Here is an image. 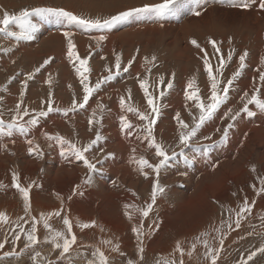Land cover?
I'll list each match as a JSON object with an SVG mask.
<instances>
[{
	"label": "rangeland",
	"instance_id": "374dc122",
	"mask_svg": "<svg viewBox=\"0 0 264 264\" xmlns=\"http://www.w3.org/2000/svg\"><path fill=\"white\" fill-rule=\"evenodd\" d=\"M165 2L0 0V19L5 11L19 14L25 8L37 7L64 8L85 18H109L132 7ZM200 4L199 16L192 14L191 0H175L171 5L174 12L163 19H158L155 13H141L110 30H86L67 22L58 24L55 18L40 21L37 17L34 22L39 28L31 40L15 41L0 34V118L9 122L15 117L22 91L20 107L27 109L29 115L24 116L21 123L46 111L49 104L54 109L47 116L39 117V123L30 126L26 135L16 130L12 137L0 135V212L9 218L6 223L0 222V243H4L0 248V264H49L50 261L52 264H86L93 258L91 253L96 248L105 252L110 264H128L129 260L133 264H157L158 261L163 264L165 260H174L178 264L181 258L184 264H210V258L205 256L207 249L197 241V237L205 232L209 235L204 238L212 247L219 246L221 235L224 239L217 264H244L252 251L264 246V220L261 219L264 217V193H259L260 180L264 178V111L253 104L249 109L254 115L241 112L234 121L227 115L229 109L243 107V94L252 95L254 85L264 98V85L259 81L260 71H264V10L259 8V0L248 9L232 7L229 0H200ZM65 31L74 33L77 52L81 58L89 59L90 72L86 75L90 87L98 79L110 74L114 76L101 84L83 108L75 111L71 110L73 101L81 102L84 92L67 56ZM99 35H106L107 39L97 44L94 37ZM192 40L200 47L193 45ZM210 40L217 41L219 53L215 52ZM244 51L248 52L245 67L234 81L228 100L187 147H178L176 114L189 124L192 117L198 115L195 102L186 99L188 81L196 78L195 86L205 102L210 95L211 82L203 62L204 53L208 54L214 75H219V59L224 57L223 87L239 68V56ZM229 52L231 60L227 59ZM117 55L121 56L119 75L115 71ZM152 56L156 57L155 61L146 64L144 58L151 60ZM45 60L50 62L45 65ZM129 60L133 61L132 65L125 72L123 68L128 66ZM37 67L39 72H35ZM30 73L34 76L25 90L24 81ZM49 75L51 86L47 83ZM161 76L164 84L159 83ZM145 78L160 107L153 136L169 154L173 150L178 153L160 170L158 179L165 192L157 197L146 218L137 209L146 208L150 202L156 175L146 168L144 171L148 175L145 176L132 157L144 156L153 164L159 158L149 146L150 141L143 139L147 122L141 121L135 112L126 111L131 105L150 113L147 97L140 87ZM168 82L173 83L170 90ZM4 88L7 91H2ZM161 90L165 93L162 99L159 98ZM121 97L125 99V107L120 104ZM94 110L99 122L89 124ZM121 116H127L133 125L127 132L121 128ZM229 123L233 127L227 141L213 144L221 135L215 130L220 128L222 131ZM97 133L103 138L85 153L96 164L95 172L90 171L82 160L75 159L67 146L65 155H61V145L48 138L59 135L84 147ZM205 136H211L212 140H205ZM28 139L39 145L42 156L29 153ZM122 141L125 147L119 144ZM207 144L213 146L203 147ZM181 150L182 155L179 154ZM185 155L189 159L195 156V160L186 163ZM13 173L20 177L22 186L31 185V210L27 215L22 196L14 187ZM89 177L92 182L85 184ZM244 199L254 203V208L242 220L240 228L229 229L227 224L234 222L235 212ZM125 205L133 207L126 208ZM229 209L233 211L229 212ZM56 211L61 214L50 217L52 229L66 231L63 219L68 218L77 236L76 244L63 257L61 250L52 243V231L45 228L41 220V213ZM33 217L40 221L35 224L38 243L29 247L24 233L33 227ZM91 221L96 222L95 227H79L81 222ZM141 225L144 233L142 260L136 233L132 231ZM17 234H20V240L15 239ZM104 240L119 244L120 251H113L112 245L102 243ZM177 242L184 249L183 257L176 250ZM193 243H196L195 250L191 247ZM9 251L15 254L5 256ZM36 252L40 256L34 260ZM247 264H264V254L257 251Z\"/></svg>",
	"mask_w": 264,
	"mask_h": 264
},
{
	"label": "snow or ice",
	"instance_id": "6c2138e0",
	"mask_svg": "<svg viewBox=\"0 0 264 264\" xmlns=\"http://www.w3.org/2000/svg\"><path fill=\"white\" fill-rule=\"evenodd\" d=\"M175 2V0H166L163 4H157V5H146L142 8H136L132 7L126 11L119 12L116 15H113L109 18H85L81 17L79 15L74 14L71 11H67L64 8H49V7H37L32 9H23L19 12V14H9L8 12H4L3 18L0 19V34H3V36L7 38L14 39L15 41H22V40H31L34 38V34L38 31L39 24L34 22L35 18L39 17L40 21H48L50 18H55L56 23L63 24L67 22L70 25H79L80 28L91 30V29H97V30H110L114 28L115 26L124 23L125 21H128L129 19L133 18L134 16H138L141 13H155L156 17L158 19H163L166 15L169 13H173L174 10L172 9L171 5ZM229 3L232 7H239L248 9L253 4L257 3V0H229ZM192 4V14L199 16L201 15V12L199 11L201 4L200 0H191ZM259 8L264 10V0H259ZM64 36L67 38V56L69 60L73 63L75 67V71L77 75L80 78V83L83 85V92L84 95L82 97V101L77 103L75 100L72 104V111H75L77 108H83L89 101V98L92 96L94 92H96L98 89H100L101 84L111 80L114 78L113 75H108L103 77V79H98L94 86L90 87L88 83V76L87 73L90 72L89 68V59L87 57L81 58L79 53L77 52L76 44L73 40L74 33L72 31H65ZM95 41L98 43L104 41L107 39L106 35H99L94 37ZM215 50V52H220V47L217 44V41L210 40L209 41ZM191 43L195 45L196 47H200L199 44L195 40H192ZM4 51H7V49H4ZM248 56V52L244 51L242 55L239 56V68L233 72L231 78L227 79L225 86L221 87V77L223 75V68L225 66V59L224 57H220L219 59V65L217 68V71L219 75L213 74V66L210 64L208 59V54L205 52L203 56V62L204 66L207 72V77L210 80V95L208 96L207 102L200 96L199 94V88H197L196 85V78H191L187 83V88L189 91L186 93V99L189 101H194V107L198 109V115L192 117V123L189 124L185 122L179 113L176 114V122L179 126V134H178V140L179 146L187 147L194 138L197 137L198 133L200 132L201 128L206 124V122L212 120L214 114L217 112V110L220 108L222 104H224L228 98H229V92L230 89L233 87L234 81L237 80L238 77H240L243 68L245 67V59ZM232 54L231 52L228 53V60H231ZM134 59V58H133ZM145 63L151 64L155 61L156 57L152 56L151 60H149L148 57H145ZM50 61L45 60L44 64H48ZM132 60H129L128 66L123 68V71H128V68L132 65ZM78 63V67H76V64ZM262 64H264V60H262ZM150 71V69H148ZM40 68L37 67L35 69V72H39ZM109 73H111V69L108 70ZM115 71L116 75H119L121 71V56L117 55L115 59ZM34 73H30L28 75V78L24 81V89H27L28 81L33 79ZM173 79L175 74H172ZM259 81L262 85H264V71H260L259 75ZM47 83L51 86L52 84V77L49 75V78L47 80ZM160 84H164V77L161 76L159 79ZM140 87L144 90L145 96L147 97V104L150 108V113L147 112H141L139 109L128 105L126 107V111L129 112H135L139 119L141 121H146L147 123L144 125V131L146 132V135L143 137L144 140L150 141L149 146L152 147L155 152V156L159 158L158 162L153 164L151 163L147 158L144 156H140L137 158L135 155H133L132 160L134 163L138 165V170L141 171L145 176L148 175L146 171L147 169H152L156 175V182L152 188L151 191V198L150 202L147 203L146 208H138L137 211L143 216L148 217L150 212L153 210L154 205L156 204L157 197L159 195H162L165 192V188L160 185L159 183V174L160 170L166 166L169 160L172 159V157L178 155L174 150L169 154V151L167 148L162 144L158 143L153 136V126L156 123L157 118L160 116V107L156 103L157 97H155L150 91L148 87V81L147 79H142L140 82ZM167 88L170 90L173 88V83L168 82ZM2 91H7V88L2 89ZM23 95L24 92H21V99L20 104L23 103ZM165 93L164 91L159 92V98L162 99L164 97ZM131 98L130 92H129V99ZM243 100V107L239 109H229L228 110V118L230 120H236L237 117L240 116L241 112L247 113L248 115H254L255 113L251 112L249 109V105L255 104L259 107L262 111H264V98H261L260 89L256 88L255 85L253 86V94L249 95L248 92H245L242 97ZM20 104H18L15 108V117L9 121L5 122L2 118H0V135H4L7 137H12L14 134V130L18 131L20 134L26 135L29 130L30 126H35L39 123V117L47 116L49 112L53 111L51 104H49V107L46 111L42 110L38 113V116H34L28 121L21 123L20 121L23 119L24 116H28L29 112L27 109H22L20 107ZM120 104L122 107H125V99L124 97L120 98ZM98 107H102V105H98ZM93 118L89 120V124L98 123L99 120L96 117V111H93L92 114ZM120 124L121 128L124 131H128L132 129L133 125L128 120L127 116H121L120 117ZM233 127L231 123H229L222 131L220 128H217L215 131L220 132V140L219 141H213L214 143H223L227 141L229 136V130ZM47 135V134H46ZM49 139L55 140L61 145V155H65L64 148L67 146V151L73 153L75 159L82 160L85 164V166L92 172L96 171V164L91 162L85 155V153L89 152L90 149L95 145L99 140H101L103 137L97 133L94 140H92L88 145L84 147H78L75 143H72L71 141L67 140L66 138L56 135V136H48ZM205 140H212L211 136H205ZM27 143L29 145V153L36 154L38 156H42V150L39 148L38 144H35L34 140L28 139ZM35 144V146H33ZM212 144L203 145L205 148L212 147ZM6 147V146H5ZM197 147H201V145L197 144ZM132 152L135 153L136 149L133 148ZM183 154V150H181V153ZM186 163H192L195 160V156H193L191 159H189L188 156L185 155L184 157ZM255 171V167L252 169ZM12 181L14 184V187L17 189V191L21 194L22 200H23V206H24V212L27 215L31 210V201H30V189L31 185L29 186H22L20 182V177L16 174H12ZM92 182L91 177L85 180V184H90ZM255 187V185H253ZM79 188V185L77 186ZM259 193H264V178L260 180V187H259ZM82 194V193H81ZM126 208L133 207L131 205H125ZM254 208V203H250L247 199H244L242 204L239 207V210L235 212V220L233 223H228L227 227L231 229L233 226L236 228L241 227V222L243 219L246 218L247 214L251 213ZM233 211L232 209H229V212ZM60 211H56L53 213L44 214L41 213V220L43 221V225L45 228H48L50 231H52V243H54L55 247L57 249H60V256L63 257L65 254L69 253L72 246L76 244L77 242V236L73 232V225L70 219L64 218L63 224L66 226V231H57L52 229V226L49 223V219L51 216H60ZM129 218L131 219L132 216L130 213H126ZM8 216L6 213L0 212V222L6 223L8 221ZM264 220V217L261 218ZM33 220V227L30 231H27L24 233L27 237V246H32L38 243V237H37V228L35 224L39 223L40 221H37L35 217L32 218ZM96 222H81L79 224V227L81 229H88L91 227H95ZM133 232L136 233V240H137V246L138 251L141 254L140 258L143 259V253H144V246H143V237L144 233L142 231V225L136 226L132 229ZM215 231L219 232L220 229H215ZM209 233H201L199 237H197V241H200L203 243L204 247L207 249L205 256L207 258H210V264H217L218 255L219 252L223 250V244L224 239H219V246L218 247H212L208 239H205L204 237H207ZM21 236L20 234H17L15 236L16 240H20ZM62 241V243H61ZM104 244L112 245V250L115 252L120 251L119 244L113 245V242L111 240H104L102 241ZM4 247V243H0V248ZM176 250L180 253V256L183 257L184 255V249L182 245L177 242L176 244ZM192 250H195L196 243L192 244ZM259 253L264 254V246H261L258 250ZM257 251H252L248 256L247 260L244 261V264H247V261H251L256 255ZM15 253L9 251L5 252V256H11ZM189 255L192 253L189 252ZM40 256L39 252H36L33 259L35 260L37 257ZM92 259H88L86 264H110L109 257L105 254L104 251H102L100 248H96L95 251L91 253ZM49 264H52L50 261ZM128 264H133L132 260L128 261ZM157 264H160L158 261ZM163 264H177V261L174 260H165ZM178 264H184L183 259L181 258L178 262Z\"/></svg>",
	"mask_w": 264,
	"mask_h": 264
},
{
	"label": "bare ground",
	"instance_id": "6f19581e",
	"mask_svg": "<svg viewBox=\"0 0 264 264\" xmlns=\"http://www.w3.org/2000/svg\"><path fill=\"white\" fill-rule=\"evenodd\" d=\"M241 21H242V20H241ZM168 22H169V21H168ZM159 25H160V24H159ZM150 26H151V25H150ZM153 26H154V25H153ZM148 27H149V26H148ZM148 27H147V28H148ZM151 27H152V26H151ZM251 27H252V26H251ZM147 28H146V29H147ZM154 28H155V27H154ZM156 28H157V27H156ZM174 28H175V27H174ZM146 29H145V30H146ZM161 29H162V28H161ZM145 30H144V31H145ZM147 30H148V29H147ZM144 31H143V32H144ZM149 31H151V32L153 33L154 30H153V31H152V30H149ZM157 31H159V30H157ZM132 32H133V31H132ZM147 32H148V31H147ZM151 32H150V33H151ZM152 33H151V34H152ZM159 33H160V32H159ZM153 36H154V35H153ZM169 36H170V35H169ZM164 38H165V37H164ZM150 41H151V40H150ZM151 42H152V41H151ZM186 49H187V48H186ZM185 51H187V50H185ZM251 76H252V75H251ZM261 121H262V120H261ZM239 126H240V125H239ZM246 126H248V125H246ZM246 128H248V127H246ZM251 129H254V128H251ZM242 131H243V130H242ZM242 131H241V132H242ZM253 131H254V130H253ZM257 131H258V130H257ZM260 131H261V130H260ZM257 136H258V135H257ZM117 138H118V137H117ZM119 139H121V138H119ZM241 139H242V138H241ZM117 141H118V140H117ZM249 142H250V141H249ZM118 143H119V142H118ZM121 143H122V146H123V141L120 142L119 144H121ZM119 144H118V145H119ZM124 145H125V144H124ZM120 146H121V145H120ZM123 147H125V146H123ZM261 148H262V146H261ZM125 149H126V148H125ZM63 167H64V166H63ZM117 170H118V169H117ZM129 171H130V170H129Z\"/></svg>",
	"mask_w": 264,
	"mask_h": 264
}]
</instances>
